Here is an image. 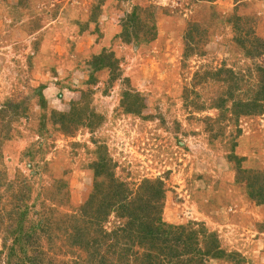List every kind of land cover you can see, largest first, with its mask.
<instances>
[{"label": "rangeland", "instance_id": "374dc122", "mask_svg": "<svg viewBox=\"0 0 264 264\" xmlns=\"http://www.w3.org/2000/svg\"><path fill=\"white\" fill-rule=\"evenodd\" d=\"M263 68L264 0H0V264H144L148 181L207 264H264Z\"/></svg>", "mask_w": 264, "mask_h": 264}, {"label": "trees", "instance_id": "16d2710c", "mask_svg": "<svg viewBox=\"0 0 264 264\" xmlns=\"http://www.w3.org/2000/svg\"><path fill=\"white\" fill-rule=\"evenodd\" d=\"M147 28L152 31V28ZM154 37L155 36L153 35V38ZM103 58L104 56L101 59ZM107 67H110V65ZM262 70L264 72V68ZM262 85L263 90L259 91L251 101H238L235 104V111H233L234 115L237 117L241 114L243 116H255L263 113L264 79ZM256 177L257 178L254 179L255 182H251V185L254 187L258 186L259 191L264 193L263 177L261 179L258 175ZM146 183L147 195L145 202H143L144 198L142 202L133 203L130 209L136 215L135 217H137V221H139L137 226L136 224H133V227H136V229L130 227L131 223H133V219L129 218L127 226L121 229L123 235H119V237L122 238H128V235L130 237L136 235L144 237V241H138V246L150 250V252H148L147 249L145 251L147 261L144 264H207V259H223L228 255L230 260L236 255V253L228 254L226 250L221 249L220 246H218L219 241L217 240L216 234H211L210 237L200 240L198 239L199 236L197 237L195 230H186L188 226L168 224L166 226L169 229L164 228L162 222L160 223L158 221L161 212L158 203L163 198L162 184L160 182H155V184L153 181H148ZM253 199L257 200L259 197L253 195ZM156 211H158L159 214H156ZM182 233H187V240H182ZM168 234L173 235V239L168 238ZM182 245L185 246L184 250L180 249ZM159 249H161V251L170 249L171 251L168 253L166 252L167 256L164 259L157 260L156 257L151 255V251H157ZM101 264L107 263L106 261H103Z\"/></svg>", "mask_w": 264, "mask_h": 264}]
</instances>
